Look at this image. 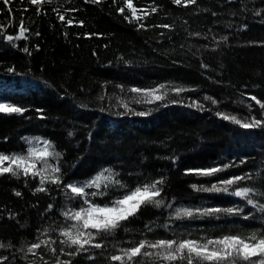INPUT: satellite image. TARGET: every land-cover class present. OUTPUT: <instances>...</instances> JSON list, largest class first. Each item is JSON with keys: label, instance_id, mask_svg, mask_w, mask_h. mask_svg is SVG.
<instances>
[{"label": "trees", "instance_id": "1", "mask_svg": "<svg viewBox=\"0 0 264 264\" xmlns=\"http://www.w3.org/2000/svg\"><path fill=\"white\" fill-rule=\"evenodd\" d=\"M133 5L138 16H144L151 6L157 11L130 23L124 18H131V12L123 0L117 4L113 0L98 4L52 0L42 6L40 15L28 0H13L12 14L7 9L0 13L5 35H18L21 20L28 29L27 39L10 43L0 38V102L28 109L23 115L0 113V152H22L27 145L21 137L40 136L64 154L60 164L65 183L87 180L103 168H113L131 186L164 176L163 196L168 201L175 198L174 207L240 206L245 215L252 213V218L221 216L218 220L205 217L170 222L169 209L146 206L138 218L124 225L131 232L120 229L114 237L102 236L105 248H93L76 257L60 254L58 237L51 233L57 239L56 254L61 260L71 259L72 264H114L108 259L116 253L113 245L132 246L124 242H138L148 222L155 226L154 232L145 233L149 239L172 238L173 231L177 236L191 233L192 238H199L229 231L247 235L264 229V214L240 198L190 187L211 186L220 178L249 173L254 180L240 186L264 192V174L255 177L257 172L264 173V128L243 129L216 115L220 111L241 119L251 115L264 119L259 105L250 99L256 96L264 101V0H196L186 7L172 0H133ZM119 7H125L124 14L117 11ZM53 9L73 23L60 21ZM225 36L228 39L222 41ZM24 47L31 55L22 51ZM9 68L14 72H8ZM167 82L196 91L180 97L170 94L169 99L183 102L167 106L131 103L136 111L151 108L147 116L116 115L124 109L112 107L117 104L115 97L133 99L128 88ZM116 85H124L125 92ZM102 94L112 99L101 101ZM205 96L220 103L213 105ZM192 100L202 103L204 109L188 107ZM37 109L43 110L44 119L39 118ZM224 164L235 166L214 177L185 174L187 169ZM37 184L38 180L28 178L26 186L23 176H0V243L12 245L0 248V257H7L3 264H44L40 256L56 264V257L44 246L37 256L27 254L25 258L38 230L63 223L60 209L66 204L64 194L50 186L48 194L33 195ZM13 190L20 191L22 197L15 196ZM258 199L264 203V198ZM49 203L54 208L45 213ZM73 203L78 207L81 202ZM165 223L171 224L170 231L158 227Z\"/></svg>", "mask_w": 264, "mask_h": 264}, {"label": "snow or ice", "instance_id": "2", "mask_svg": "<svg viewBox=\"0 0 264 264\" xmlns=\"http://www.w3.org/2000/svg\"><path fill=\"white\" fill-rule=\"evenodd\" d=\"M23 2V0H21ZM52 0H28V3L36 7L37 15L42 14L41 9L45 4H50ZM93 4L101 3L102 0H86ZM119 0H113V4H117ZM175 5L188 6L196 3V0H172ZM0 13L5 9L12 14L11 5L13 0H0ZM123 4L127 10L131 12V18L125 15V19L131 23L133 20L139 22L145 19L151 13L157 11L156 6H151L145 11L144 16L137 15V9L133 5V0H123ZM28 9H24L27 11ZM57 13V18L66 22L68 25L73 23L72 19L66 20V15L59 9H53ZM75 11V9H72ZM118 12L124 14L125 7H119ZM257 15L261 13L257 12ZM215 15V13H213ZM81 26L83 22H80ZM141 28L143 24L139 25ZM154 27L170 28V25H156ZM246 27V25L244 26ZM28 29L24 26L23 20L20 22L19 34L16 36L5 35L3 28L0 27V38L12 43L21 39H27L26 33ZM39 35V33H36ZM89 35V34H86ZM90 35H96L92 33ZM190 35L199 36L200 33H190ZM228 38L221 37L222 41ZM16 45L13 43V47ZM25 53L31 55L28 47L22 49ZM95 55V53H93ZM202 67H207L202 65ZM8 72H14L13 68L7 69ZM121 93L125 92L124 85H116ZM188 91H196L194 88H188L182 85H175L172 82L160 83L149 87H130L127 92L134 94L132 101H125L120 96L115 97L116 105L112 107H122L123 112H117L116 115H135L147 116L150 115L152 109L147 111H136L130 105L137 104H156L167 106L168 103H182L183 100H171L170 94L180 97L182 93ZM111 100L112 97H106L102 94L99 99ZM250 99L259 105L261 116H264V101H261L256 96H251ZM204 100L211 101L213 105L220 103L215 98L205 96ZM87 107V105H81ZM188 107H194L203 110L204 105L199 101L192 100ZM249 113L251 114L252 105H248ZM104 110L103 108L101 109ZM28 109L17 106L10 102H0V113L23 115ZM41 113L40 119L45 117L42 115V109H37ZM216 115L223 120L230 121L233 124L239 125L243 129L264 128V119L257 118L251 115L250 118H238L236 115H230L224 112L217 111ZM69 136L73 133L69 132ZM91 135V134H89ZM7 141V137L4 138ZM27 145L22 152L4 153L0 152V176L5 174L16 179L21 176L25 178L27 186L28 178L38 180L37 186L32 189L33 195L38 193L48 194L51 191L50 186H55L59 189L66 198V204L60 209V216L63 217V223L59 227L49 225L42 231L38 230L35 242L29 244L26 249L27 254L33 256L38 255V251L42 246L46 247L56 257V264H72V260H61L57 255L55 244L57 239H54L51 233H55L58 237V242L61 245L59 252L62 255L76 257L82 253H87L91 249H103L105 244L100 240V237L105 235L115 236L117 231L123 229L125 233L132 230L124 225L133 218H138L139 214L146 206H152L156 209H169V221L214 217L220 219L221 216L242 217L244 220L252 218V213L244 214V208L240 206L233 207H174V200L168 201L163 196L164 185L167 178L160 176L152 180L137 182L135 186L129 185L126 181L120 179V173L113 168H103L91 178L84 181H72L65 183L64 172L60 161L63 158V153L56 150L55 144L40 136L21 137ZM241 163H244L241 160ZM234 164H224L222 166L187 169L185 174H195L200 177H214L218 173L225 172L228 168L234 167ZM261 172H257L255 177H260ZM131 175V174H130ZM254 180L253 174L244 173L243 175H231L228 178H220L216 182L211 183V186L192 184L190 187L197 192L208 193H224L230 196L238 197L246 202V205L251 206L256 212L264 214V203L258 198H264V192L251 186H240L242 182ZM14 195L22 197V193L13 190ZM113 191L119 193L112 195ZM80 201L78 207L73 202ZM54 208L52 203H49L45 209V213L51 212ZM10 218H14L11 217ZM165 231L171 230V224L165 223L159 225ZM155 231L154 222H148L144 226V232L141 233L142 238L138 242L126 241L132 246L123 247L113 245L116 248V253L111 254L108 259L114 264H264V229L253 230L247 235L240 233L233 234L231 231L220 236L201 235L199 238H192V234L177 236L172 232V238H156L149 239L145 233ZM12 247L9 243L5 245L0 243V248ZM71 250V251H69ZM21 252L25 249L22 247ZM40 259L44 264H49L44 260L43 256ZM89 260L94 259L88 256ZM7 261V257H0V264Z\"/></svg>", "mask_w": 264, "mask_h": 264}, {"label": "rangeland", "instance_id": "3", "mask_svg": "<svg viewBox=\"0 0 264 264\" xmlns=\"http://www.w3.org/2000/svg\"><path fill=\"white\" fill-rule=\"evenodd\" d=\"M35 137V136H34Z\"/></svg>", "mask_w": 264, "mask_h": 264}]
</instances>
